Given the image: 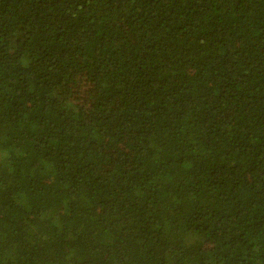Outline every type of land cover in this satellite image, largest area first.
<instances>
[{"label":"trees","instance_id":"16d2710c","mask_svg":"<svg viewBox=\"0 0 264 264\" xmlns=\"http://www.w3.org/2000/svg\"><path fill=\"white\" fill-rule=\"evenodd\" d=\"M0 264H264V0H0Z\"/></svg>","mask_w":264,"mask_h":264}]
</instances>
